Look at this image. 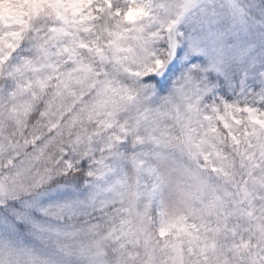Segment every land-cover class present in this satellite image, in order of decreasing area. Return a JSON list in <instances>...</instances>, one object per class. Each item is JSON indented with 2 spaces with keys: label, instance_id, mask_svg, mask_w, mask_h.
Segmentation results:
<instances>
[{
  "label": "clouds",
  "instance_id": "obj_1",
  "mask_svg": "<svg viewBox=\"0 0 264 264\" xmlns=\"http://www.w3.org/2000/svg\"><path fill=\"white\" fill-rule=\"evenodd\" d=\"M0 264H264V0H0Z\"/></svg>",
  "mask_w": 264,
  "mask_h": 264
}]
</instances>
